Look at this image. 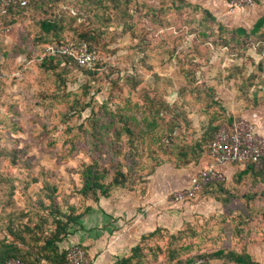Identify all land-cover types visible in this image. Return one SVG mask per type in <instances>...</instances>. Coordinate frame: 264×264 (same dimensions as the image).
Segmentation results:
<instances>
[{"label":"rangeland","instance_id":"rangeland-1","mask_svg":"<svg viewBox=\"0 0 264 264\" xmlns=\"http://www.w3.org/2000/svg\"><path fill=\"white\" fill-rule=\"evenodd\" d=\"M123 1L113 10L116 0H53L0 17V179L30 180L43 172L58 185L62 202L66 197L82 203L80 169L94 158L103 166L120 162L136 185L146 183L164 160L166 121L181 120L189 111L198 127L206 116L198 106L209 101L208 90L234 117L257 107L244 97L264 86V43H238L231 31L218 32L209 21L202 25L203 12L178 7L174 0L148 3L155 9ZM45 18L59 20L61 42L91 47L79 33L96 38L90 42L98 55L94 68L42 67L47 41H58L42 31ZM187 101L198 103L191 108ZM105 105L119 113L131 106L128 114L135 119L128 124L136 134L101 128L109 118ZM93 117L100 120L98 130ZM145 118L157 119L158 127L146 132ZM116 120L123 123L120 116ZM162 171L164 165L147 181ZM261 178L253 184L229 179L184 203L178 208L182 218L164 220L145 242L147 253L154 249L146 264H182L197 257L205 264H236L209 257L218 249L246 251L264 264V174Z\"/></svg>","mask_w":264,"mask_h":264},{"label":"trees","instance_id":"trees-1","mask_svg":"<svg viewBox=\"0 0 264 264\" xmlns=\"http://www.w3.org/2000/svg\"><path fill=\"white\" fill-rule=\"evenodd\" d=\"M50 1L53 0H38L31 2L27 6H12L8 13L0 14V17H6L18 11H23L32 7H39L41 5L49 3ZM100 1L104 0H98V3H101ZM119 2L120 0H116L111 8L113 10L119 9ZM126 2H132V0H126ZM174 2L178 7H182L187 4L193 6L195 10H200V12L204 13L202 18V25L206 21H209L212 25L217 27L218 32L231 31V33H229L231 34L230 38L238 43H241V41L243 40L247 42L248 40L254 39L260 41L261 43H264V15L261 16L255 22L253 27L249 29L244 27H228L221 21H219L209 9L199 4L191 3L188 0H174ZM123 3L125 4V0L123 1ZM136 3H139L142 6H147L150 9L156 8L152 7L146 2H139V0H136ZM103 4L105 3L103 2ZM161 6H163V4H161ZM102 7H104L105 9L109 8L108 5H102ZM40 26L45 34H52L53 36H56V39H58V41L56 42L48 40L46 46L64 43L59 41L58 33L61 27V25L59 24V20L45 18L40 21ZM79 36L83 39V41L88 42L91 48L95 49V47L91 45L90 42L94 40L96 41V38L91 35L89 31L81 32L79 33ZM226 42L229 41L225 40V43ZM45 54L46 56H44V61L42 62V67L44 68L47 67L48 69H55L57 65H61L62 63L68 66L75 65L77 67H81L71 56H67L64 54L49 55L47 54V52ZM47 61L53 62V64L55 62V64L48 66L46 64ZM2 80L3 78L0 79V82ZM260 86L258 85V87L254 91H252V94L250 93V96L246 95L244 97V99L248 101V103L250 102L254 106H257L261 101H264V86ZM206 96L209 97V101H207L206 104H203V106H198L201 108L200 112L206 115L205 119L203 120L204 122L202 121V131L200 133L197 132L196 128L193 126L189 111H185V114L181 120H179L178 116L177 121L174 118L172 119V121H166L168 125L166 128H164V134H167L166 138H164V160H160L156 165H154V167L152 168L153 171H151L150 174L146 176L147 180L151 175L154 174L157 167H159L166 161H174L178 164H186L191 160L198 159V157L201 156L204 151L208 150L210 143L215 139L220 128L223 125L230 124L235 118H237L227 112L226 108L220 101H218V99H216L212 95L210 90L206 92ZM251 97L253 99H251ZM186 103L185 105H189V107L192 108L195 107L198 102L187 101ZM105 108L107 110L106 115H108L109 118L106 121L102 120L101 128L108 131L113 129L114 134H120L122 132H127L132 136L136 134L135 129H133V127L128 124L129 119H135L134 116H130L128 114V112L132 110L131 106H124L123 109L119 108L121 113L109 109L107 105H105ZM117 116H120L121 120H123V123L121 125L120 121L116 120ZM144 121L145 122L142 126L145 128L146 132L153 129L155 130L159 125V121L157 119H150L149 121L147 120V118H145ZM99 122V119L97 120V118L95 117L92 118V123L95 124L94 127L96 128V130H98L99 128ZM169 125L170 127H168ZM154 140L158 141L159 139L154 138ZM112 162L113 161L111 160L110 162H108L112 166H103L101 165L98 158H94L92 163L80 169L82 186L79 189L78 194L81 195V199L83 201L88 198L97 200L100 195L107 197L115 188L118 187L132 189L136 186L138 182H136V179L133 178L134 176L132 175V172L124 171L121 167L122 165L120 164V162H116L115 164H113ZM263 174L264 156H262L256 162L247 163L245 165V168L236 173L232 180L236 179L242 182L246 180L245 178H247V180H250L253 184L257 182L258 179L262 180L263 178L261 177ZM108 177H110L109 180L107 179ZM1 180L5 182V186L3 187L0 197H11L15 190V187L12 183L13 180H4L2 178ZM30 180H41L45 182L50 181L49 179H46V176H44L43 172L36 177H31ZM226 182H212L206 185L203 191L211 190L212 187H215L217 184L221 185ZM57 188V184L47 185V190H49L52 195L50 197L51 206H49L47 214L40 213L39 211L35 212V214L29 217V220L27 222L20 221L17 225L14 224V221H10V224L8 225L9 231L17 240L16 242L15 239L10 242H6V239H0V264H6L7 260L12 257H19L25 261H29L31 264H62L67 259L68 249L72 245V243L68 247L63 248L61 247V245L63 241L72 233L71 226L76 223L78 224L82 212H80V210L77 208L76 203H70V198L68 200L65 197V200L63 202L61 200L58 202L57 196H59V194L57 196L54 195V193L57 192ZM63 205L67 207L66 210L63 208ZM160 230L161 227H157L156 229L143 234L140 238V241L131 248L128 256L119 258L116 261V264H146L147 254L153 253L154 249L148 248L149 252L147 253L145 242L158 234ZM18 242L21 243V245L18 244ZM209 257L222 258L236 264H261L259 261L253 259L252 255L246 251L237 252L234 250L218 249L213 253H210ZM191 260H187L182 264Z\"/></svg>","mask_w":264,"mask_h":264},{"label":"crops","instance_id":"crops-1","mask_svg":"<svg viewBox=\"0 0 264 264\" xmlns=\"http://www.w3.org/2000/svg\"><path fill=\"white\" fill-rule=\"evenodd\" d=\"M158 1L147 0V3L155 4L154 2ZM194 4H202L228 27L249 29L264 15V0H256L254 5L241 8L240 11L235 10L236 12L229 10L228 0H201ZM229 21L237 25H230ZM229 114L232 115L230 112ZM254 116L264 136V101L243 117ZM203 122L196 127L199 133L202 131ZM208 164L207 151H204L198 159L186 164L166 161L162 164L164 171L152 176L144 184H138L132 189L118 187L107 197L100 195L97 200L88 198L82 203H76L77 208L82 212L81 218L78 224L71 226L72 233L63 241L61 247L80 242L86 246L88 257L95 259L93 264H116L119 258L128 256L131 248L140 241L143 234L161 227L164 220L182 218L178 208L186 202H175L168 196L187 186L191 176ZM171 165H183L178 166L182 170L174 171ZM244 168L245 165L232 163H227L223 167L228 179H233L235 174ZM12 183L15 187L12 196L0 197V239H6V242L15 239L8 228L11 220L17 225L20 221L27 222L35 212L48 213L52 195L47 190V185L56 184L54 181L41 180H15ZM1 185L0 188H3L5 182L0 179ZM54 195L57 196L58 192ZM57 198L59 202L60 196ZM70 203L74 202L70 200ZM63 208L67 209L65 205ZM164 208L170 210L164 213ZM18 244L21 245L19 242Z\"/></svg>","mask_w":264,"mask_h":264},{"label":"built area","instance_id":"built-area-1","mask_svg":"<svg viewBox=\"0 0 264 264\" xmlns=\"http://www.w3.org/2000/svg\"><path fill=\"white\" fill-rule=\"evenodd\" d=\"M38 0H0V14H6L12 6H27ZM255 0H228L232 11L254 5ZM50 55L64 54L73 57L81 67H94L97 51L83 43H63L47 46ZM3 74L0 72V79ZM209 164L190 178L187 186L173 192L175 202L195 199L212 182H226L228 174L223 169L227 163L246 165L264 156V136L260 131L256 116L237 117L230 124L223 125L207 150ZM6 264H31L19 257L9 258ZM62 264H90L86 249L79 243L68 249L67 259ZM184 264H205L204 259L195 258Z\"/></svg>","mask_w":264,"mask_h":264}]
</instances>
